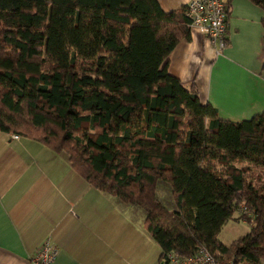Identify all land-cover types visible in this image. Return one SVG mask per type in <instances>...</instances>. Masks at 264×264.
Wrapping results in <instances>:
<instances>
[{
    "label": "trees",
    "instance_id": "obj_1",
    "mask_svg": "<svg viewBox=\"0 0 264 264\" xmlns=\"http://www.w3.org/2000/svg\"><path fill=\"white\" fill-rule=\"evenodd\" d=\"M249 1L264 40V0ZM188 35L185 6L156 0H0V131L138 210L159 259L204 246L222 264H259L264 110L222 119L193 79L170 75L167 56ZM228 220L247 230L223 244Z\"/></svg>",
    "mask_w": 264,
    "mask_h": 264
},
{
    "label": "crops",
    "instance_id": "obj_2",
    "mask_svg": "<svg viewBox=\"0 0 264 264\" xmlns=\"http://www.w3.org/2000/svg\"><path fill=\"white\" fill-rule=\"evenodd\" d=\"M156 1L167 12L188 0ZM262 15L249 0H230L224 48L189 29L167 56V72L193 79L200 103L222 119L264 110ZM10 134L0 131V264H29L44 239L56 248L53 264H158L160 248L138 210L92 188L41 143Z\"/></svg>",
    "mask_w": 264,
    "mask_h": 264
},
{
    "label": "built area",
    "instance_id": "obj_3",
    "mask_svg": "<svg viewBox=\"0 0 264 264\" xmlns=\"http://www.w3.org/2000/svg\"><path fill=\"white\" fill-rule=\"evenodd\" d=\"M188 28L206 37L221 50L226 46V7L224 0H188L185 3ZM12 139L18 136L10 134ZM56 248L44 239L29 256V264H53ZM158 264H222L204 246L198 247L189 257H180L173 251L165 252ZM226 264H231L230 262Z\"/></svg>",
    "mask_w": 264,
    "mask_h": 264
},
{
    "label": "rangeland",
    "instance_id": "obj_4",
    "mask_svg": "<svg viewBox=\"0 0 264 264\" xmlns=\"http://www.w3.org/2000/svg\"><path fill=\"white\" fill-rule=\"evenodd\" d=\"M251 117V116H250ZM247 230V225L241 221L228 220L220 229L218 237L224 243L236 238Z\"/></svg>",
    "mask_w": 264,
    "mask_h": 264
}]
</instances>
